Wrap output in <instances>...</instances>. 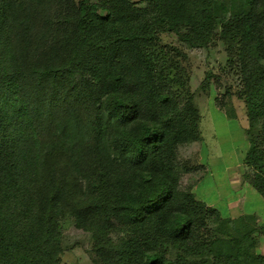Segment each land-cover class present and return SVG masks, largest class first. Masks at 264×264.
I'll return each mask as SVG.
<instances>
[{"label": "trees", "instance_id": "1", "mask_svg": "<svg viewBox=\"0 0 264 264\" xmlns=\"http://www.w3.org/2000/svg\"><path fill=\"white\" fill-rule=\"evenodd\" d=\"M170 34L223 43L264 198V0H0V264H61L69 218L102 264H264V222L182 182L204 106Z\"/></svg>", "mask_w": 264, "mask_h": 264}, {"label": "rangeland", "instance_id": "2", "mask_svg": "<svg viewBox=\"0 0 264 264\" xmlns=\"http://www.w3.org/2000/svg\"><path fill=\"white\" fill-rule=\"evenodd\" d=\"M164 38L176 43L187 53L190 89L199 92L196 94L198 102L204 106L201 107L204 113L201 137L182 144L179 149L181 158H188L194 164L197 161L200 168L185 173L182 182L199 199L220 209L227 219L246 215L238 214V211L233 209L244 202L239 199L238 204H232L235 203L239 192L230 191L228 186L231 178L234 179V184H237L236 188H243L245 182L249 183L244 176L247 168L245 154L249 148L245 131V126L246 129L248 127V117L244 101L237 96V78L232 70L225 69L224 45L216 43L212 48H191L178 42L174 34ZM208 74L212 91L210 97L206 98L205 90H201ZM208 107L209 112L206 109ZM214 158L220 160H213ZM210 193H214L218 200L210 199ZM249 204L248 202L245 207L247 211L260 208ZM63 233L65 250L61 256V264H102L91 250L90 234L78 227L73 219L69 218L64 222ZM259 237L260 244L257 249L264 253V236L259 234Z\"/></svg>", "mask_w": 264, "mask_h": 264}, {"label": "crops", "instance_id": "3", "mask_svg": "<svg viewBox=\"0 0 264 264\" xmlns=\"http://www.w3.org/2000/svg\"><path fill=\"white\" fill-rule=\"evenodd\" d=\"M245 131H246V126H245ZM213 160H220V159L214 158ZM231 179H229L228 189H230V191H232V192H236V190L239 192L238 196L236 197L235 203H232V204H238L239 199L244 202L243 205L239 206V204H238V205H236V207H233V209L237 210L238 214H254V215H256V217L258 218V220L260 222H264V198H263V196L250 183H247V182H245L243 188L240 186L238 188H236L237 184H234V179H232V181H230ZM207 181H208V179H207ZM208 195L211 197L210 199H212L213 201L218 200L214 193H212V194L210 193ZM212 195H214V196H212ZM205 197H206V195H205ZM204 199L206 200V198H204ZM248 202L250 203L249 205H251L252 207L260 206L259 210H257L256 208H254L251 211L245 210V207H247Z\"/></svg>", "mask_w": 264, "mask_h": 264}]
</instances>
